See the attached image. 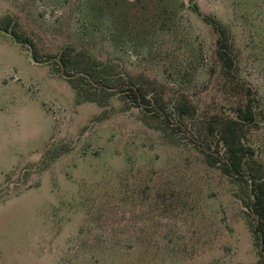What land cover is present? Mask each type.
<instances>
[{
  "label": "rangeland",
  "instance_id": "rangeland-1",
  "mask_svg": "<svg viewBox=\"0 0 264 264\" xmlns=\"http://www.w3.org/2000/svg\"><path fill=\"white\" fill-rule=\"evenodd\" d=\"M204 16L230 32L233 79ZM5 25L0 264H264L249 186L196 137L250 100L243 140L264 177V0H0ZM65 48L154 80L198 115L162 127L116 96L78 101L55 58Z\"/></svg>",
  "mask_w": 264,
  "mask_h": 264
},
{
  "label": "trees",
  "instance_id": "trees-1",
  "mask_svg": "<svg viewBox=\"0 0 264 264\" xmlns=\"http://www.w3.org/2000/svg\"><path fill=\"white\" fill-rule=\"evenodd\" d=\"M203 19L217 33L216 55L224 76L233 79L235 60L230 32L214 17L204 16ZM0 29L9 32L8 25ZM10 33L18 42L27 45L32 58L37 60L32 39L16 31ZM82 57H84L82 54L73 53L69 48L55 56L62 75L69 82L78 101H90L105 106L111 97L116 96L126 105L136 107L143 114L150 115L162 127H170L168 124L174 117L188 120L198 115L197 108L186 99L176 103L167 102L154 80L143 75L140 78L124 75L102 61ZM237 110L238 117L212 115L203 127L196 130V137L208 143L209 148L213 145L216 148L222 146L225 156L222 163L223 171L238 174L240 180H244L249 186L250 194L246 206L255 218L253 233L264 257V177L251 165L254 152L243 140L245 134L242 127L244 123L253 121V105L248 100Z\"/></svg>",
  "mask_w": 264,
  "mask_h": 264
}]
</instances>
